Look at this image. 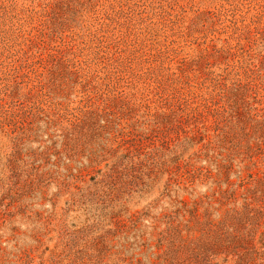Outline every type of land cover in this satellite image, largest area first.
<instances>
[{"label": "rangeland", "instance_id": "1", "mask_svg": "<svg viewBox=\"0 0 264 264\" xmlns=\"http://www.w3.org/2000/svg\"><path fill=\"white\" fill-rule=\"evenodd\" d=\"M0 264H264V0H0Z\"/></svg>", "mask_w": 264, "mask_h": 264}]
</instances>
